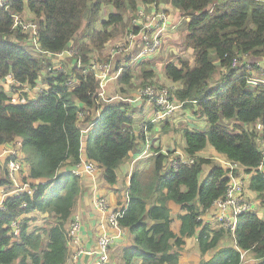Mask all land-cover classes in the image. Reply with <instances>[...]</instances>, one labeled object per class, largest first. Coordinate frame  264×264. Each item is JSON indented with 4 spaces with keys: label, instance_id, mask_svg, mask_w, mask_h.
<instances>
[{
    "label": "trees",
    "instance_id": "trees-1",
    "mask_svg": "<svg viewBox=\"0 0 264 264\" xmlns=\"http://www.w3.org/2000/svg\"><path fill=\"white\" fill-rule=\"evenodd\" d=\"M163 4L188 20L183 43L194 52L193 62L169 63L165 77L182 84L172 93L174 100L194 109L207 120L209 129L204 133L183 130L184 153L195 159L192 165L165 172L169 154L156 152L148 169L132 173L128 207L119 221L131 239L112 264H179L182 247L195 235L202 255L219 248L230 233L213 229L200 218L225 197L230 179L226 168L198 156L208 146L239 165L250 177V192L262 198L264 174L258 167L264 151V86L252 87L245 77L252 72L246 68L247 60L255 61L252 67L264 61V0H12L10 7L12 14L37 18L39 47L51 56L65 51L87 20L77 48L87 66L90 55L108 46L139 5L160 8ZM104 14L106 19H101ZM13 25L12 16L0 8V78L10 74L16 84L35 88L49 57H36L14 44L12 39L21 44L28 36L13 30ZM66 71L46 77L49 91L39 94L35 102L13 103L0 87V145L15 147L21 139L19 149L26 158L21 154L24 170L20 183L34 189L31 196H11L4 201L0 264L68 263L70 225L86 184L64 168L80 163L82 137L87 160L99 167L102 180L111 187L117 184L118 168L136 149L134 105L123 100L104 103L97 98L99 88L93 74L84 75L71 67ZM257 71L264 79V70L257 66ZM133 74V69L125 70L117 82L129 85ZM154 77L151 64H142V87L155 85ZM73 78L80 84L69 89ZM79 106L100 115L86 138L79 124V114L85 109ZM94 117L87 116L85 124ZM260 123L262 132L256 129ZM4 160L0 163V189L12 185L11 157ZM24 163L29 165L28 174ZM205 167H209L206 177ZM169 203L186 212L179 217L178 234L172 230ZM37 212L47 216L42 225L32 217ZM13 223L19 224L18 235L11 228ZM234 235L236 248L226 247L203 264H241L243 253H252L259 261L256 264H264V221L259 215L240 216Z\"/></svg>",
    "mask_w": 264,
    "mask_h": 264
},
{
    "label": "built area",
    "instance_id": "built-area-1",
    "mask_svg": "<svg viewBox=\"0 0 264 264\" xmlns=\"http://www.w3.org/2000/svg\"><path fill=\"white\" fill-rule=\"evenodd\" d=\"M12 5V0H0V8L4 9L9 15L12 16L14 20L13 30H20L23 34L27 35L28 40L32 45L33 55L36 57L48 56L56 60L54 66L46 67L49 77H56L60 74H67L68 68L65 67L63 61L65 58H71L73 60L72 68L80 70L84 75L93 74L98 83L97 98L102 100L104 103H111L117 100H123L130 104H136L139 101H146L155 107V117L150 122V124H155L163 119L171 117L178 109L175 106L174 97L172 95L173 91L165 86H155L147 85L142 87L138 92V96L132 99H122L119 96L108 97V86L110 82L117 79L121 73L127 69H133L137 65L151 57L157 55L165 45L166 34L174 31L176 26H172L168 23L169 16L166 11H161L157 13H149L146 8L139 7L136 12L132 15L131 25L132 29L127 32L125 38L122 41H118L110 50L111 59L120 58L122 55H129L132 50L140 45V50L137 52L136 56L130 57V63L125 59L121 63L119 69H116L111 62L99 61L96 59H89V64L87 66L83 63V57L79 56L78 52H74L72 44L63 51L62 53L56 54L54 56L47 55L39 47V23L38 20L28 19L23 14H12L10 9ZM153 6V5H148ZM146 7V6H145ZM180 24V22L178 23ZM177 24V25H178ZM29 52V51H28ZM32 54V53H31ZM74 54V55H73ZM250 66L251 68H249ZM259 66V64H257ZM71 68V69H72ZM248 70L252 69V64L248 63L246 65ZM254 71L250 72L248 76L245 77L250 85L254 86H264V79L258 80L253 75ZM262 75V73H261ZM41 83V78L35 88H30L29 86H21L16 84L12 75L6 76L4 79L0 78V87H2L9 96L13 103L26 104L27 94L30 91H38L39 84ZM80 84V81L73 78L69 81V89H73ZM20 89H22L20 91ZM49 90H40V93L48 92ZM23 94V97H20ZM83 113V114H81ZM79 114L80 121L84 120L86 116L91 115V111L85 108ZM99 114V112H98ZM100 117V116H99ZM97 122H93L88 128L81 129L82 136L90 131V127H94ZM149 124H145L141 129V136L147 137ZM256 129L260 132L263 131V125L260 123L256 125ZM81 136V137H82ZM83 140V137H82ZM20 145H15L9 150H5L4 156H10L11 160L8 164L9 178L12 185L1 188L0 194V210H4V201L11 196H19L23 194L33 195L34 189L29 184H21L20 177L21 172L24 170V166L20 160L21 152L19 149ZM195 162V159L188 157L184 154L177 153L176 158L170 163V170H177L181 166H189ZM222 165L228 171V177L230 182L227 186V191L224 198L218 200L214 206L204 214L211 212L213 208H216L211 214H214L220 223V227L226 231H230L233 234L236 230L237 220L240 216L249 213H255L259 203L264 206V193L259 201H255L247 197L248 182L247 179L242 175H235V172L241 171L239 165L232 163L230 161L222 162ZM99 167L87 160L81 158L80 163L71 167L68 172L75 176L82 177L86 175L95 181L96 175L98 173ZM258 171L264 174V151L263 159L258 167ZM94 207L102 213L101 218V230L102 234L98 240L97 251L95 253L88 252L81 248L69 259L70 264H77L79 259L86 255H96L97 261L95 264H110V250L113 246L114 237L107 233V228L110 230L118 232L121 234L122 229L120 228L119 221L124 217L126 208L112 211L109 213L110 208L108 203L104 198H95ZM202 220V217L200 218ZM15 235L19 233V224L13 223L11 226ZM82 229V220L79 215H75L71 225H70V236L71 243L74 245H79L80 243V232Z\"/></svg>",
    "mask_w": 264,
    "mask_h": 264
},
{
    "label": "crops",
    "instance_id": "crops-1",
    "mask_svg": "<svg viewBox=\"0 0 264 264\" xmlns=\"http://www.w3.org/2000/svg\"><path fill=\"white\" fill-rule=\"evenodd\" d=\"M139 7H143L146 8L147 11L149 13H157V12H161V11H166L167 9H164L162 7H157L156 5L153 6H144V5H139L137 7V9ZM170 13L169 14V22L171 23L172 26H176V29L168 34H166L165 38L168 39H172L174 38L176 40V42L180 45V50L181 53L176 56L173 57L172 54H169V56L167 58H165L164 54L167 51H163L164 47L162 48V50L155 56L151 57L150 59L146 60L145 62H142V64L144 63H148L151 64V69L154 71L155 73V79L157 78L158 80L161 79H165L166 83L161 84V81H154L155 79H153L154 83L153 84H159L165 87L167 86V88H169L170 90H172L173 92H175L177 89H180L182 87V84H174L170 81H168L165 77V67L169 64V63H174L175 65L179 66L180 61H189V62H193L194 60V52L192 50H188L186 49V47L184 46V39L186 37V35L183 38V41H179L178 38V33L180 28L183 26V23L187 24V20H185L183 17L181 18V15L175 11H173L172 9L169 8ZM132 16H130L131 19ZM180 22V24H178ZM178 24V25H177ZM123 28L125 29L124 31V35L126 36L127 32L130 31V25L127 24V26H123ZM186 31H187V27H186ZM121 40V39H120ZM118 40V41H120ZM123 40V39H122ZM118 41H115L114 39L111 40L108 44V46L100 51L99 53H97L96 56H98L100 59H98L99 61H107V62H111L112 65L116 68L119 69L121 66V63L123 62V60H127L128 63H130V59H128L129 55H131V53L129 55H122L120 58L117 59H111L110 55V50L111 48L114 46L115 43H117ZM183 47V50L181 49ZM140 50V45H137L133 50H132V54L130 57H134L136 56L137 52ZM163 51V52H162ZM95 52V51H94ZM93 52V54H94ZM192 52V53H190ZM187 54H193V58L192 60H187ZM92 55V54H91ZM91 55L89 57V59H91ZM48 60H50L49 65L50 66H54L56 64V60L53 58H48ZM64 65L66 68H72V64H73V60L71 58H65V60L63 61ZM141 65H137L136 67L133 68V78L132 81L129 85H123L118 83V79L120 78L121 75L110 82V85L108 86V97H114V96H121L123 98H127V99H132V98H136L138 96V92L142 89V86L140 88H136V84L135 82V74L139 77L140 79V74H141ZM131 69V68H130ZM127 69V70H130ZM50 75L47 72V69H45L41 75V83L39 84V89L38 91L34 90V91H30L27 94V102H34L36 100H38L40 90H47L49 88V86L47 84H45V78L49 77ZM168 85H173V86H168ZM137 89V90H136ZM9 95V93H8ZM135 95V96H134ZM175 104V106L178 107V109L176 110V112L171 115V117L166 118L161 120L160 122H157L155 124H151L149 125V131L147 134V137H142L141 133L139 131H141L142 126L145 124L150 123L154 117H155V107L146 102V101H139L136 104H132L134 106H132L135 110V119H134V132L135 135L139 138L138 142H137V146L134 152L130 153L129 156L124 160L123 164L120 165V167L117 170V176H118V181H117V186H109L107 184L104 183V181L102 180V171L99 169L98 173L96 175L97 179L100 180L101 179V186L99 187H95L92 186V178L83 175L81 177V179H85L86 181H88L87 183L85 182V194L79 199L77 207L75 209L76 211H79L77 213H74L75 215H80L81 216V220H82V229L80 232V243L79 245H74L72 243H70L69 247H70V255H69V259L78 251V248H81L83 250H86L88 252H92L95 253L97 251V246H98V240L99 237L102 234V230H101V218H102V213L99 212L95 207H94V200L97 197H101L104 198L106 200V202L109 205L110 211L109 213H111L112 211H116V210H121L128 207V203H129V198H128V191H129V186H130V179L132 176V173L135 170H144V169H148L151 163V160L155 157L156 152H161L164 155H168L169 154V162H167V166H166V170L165 172L169 171L171 169L170 167V163L172 160H174L176 158V154L177 153H181L184 154V149H185V144H184V139H183V130L184 129H189L192 131H199V132H206L209 129L208 126V122L206 119L200 118L196 115L195 110L194 109H190L189 107H186V105H183L182 103H178L174 100L173 102ZM79 108L81 109H85L84 106H79ZM85 111V110H84ZM83 114V113H81ZM84 115V114H83ZM91 117L95 116L92 121L89 124H85V119L80 121L79 118V124L82 126V129L88 128L89 125L93 122H97L98 118H99V114H93V112L91 111ZM87 117V116H86ZM184 117V118H188V121H185L182 124H177L178 121H180V119ZM147 122V123H146ZM142 123V124H140ZM140 124V126H139ZM141 127V128H140ZM255 127V125L253 126H248V129H253ZM94 127H90L89 129L92 130ZM87 136V133L85 134V138ZM15 144L20 145L21 147V139H18ZM85 145H86V139L83 138L82 140V144H81V158L84 160H87L86 155H85ZM264 144L262 143V146ZM12 148V145H0V163L4 162L5 160V156L3 155L5 150H9ZM23 159L26 158V154L25 152L23 153V150L21 152ZM198 156L204 157V159H210L212 161H214L215 163L222 165V162H227L229 160H227V158L222 155L219 154L218 152L215 151V149H213L211 146L206 147L202 152L198 153ZM88 161V160H87ZM25 164V169H26V174L29 173V165L27 163ZM1 167V165H0ZM70 166H66L64 168V170H70ZM205 177L209 172V167H205ZM239 175L244 176L247 179L248 182V186L250 183V177L245 175L244 171L241 169ZM96 180V178H95ZM117 189L118 190H122L121 191V196H125L126 199L121 200L118 193H117ZM0 194H1V190H0ZM87 194V195H86ZM86 195V196H85ZM247 197H249L252 200L255 201H259L260 202V198L258 196V194L252 193L250 192L249 188L247 189ZM89 196H92V199L89 203H86L89 200ZM86 201V202H85ZM125 203V204H124ZM124 204V205H123ZM169 207L172 210V218L174 220V224H173V232L175 234H178V231L181 227V221L179 220L180 216H183L186 214L185 211H183L179 206L173 204V203H169ZM216 208H213L211 210L210 213L208 214H204L202 216V222L205 225L210 226L213 229H217L219 230L220 227V223L218 218L214 215L211 214ZM82 210V211H81ZM255 214L259 215L260 218H264V206L261 205V203H259V206L257 207V211L255 212ZM74 215V216H75ZM45 218H47L46 215L44 216H40L37 215V221L39 220L41 222V225L44 223ZM74 218V217H73ZM200 231V230H199ZM229 235L224 236V238L222 239L221 243L219 244V248L216 249L215 251H210L208 253H206L205 255H202L199 245H198V240H197V235L188 238L186 240V243L184 245V247H182V250L180 252V262L179 264H203L205 262L211 261L214 256L220 252V250L226 248V247H232V248H236V243H235V235L230 232L227 231ZM107 233L114 237V242H113V246L111 247L110 250V264H112L111 261L116 260L117 258V253L119 252V250L121 248H124L126 245H128V242L131 239L130 234L126 231V230H122L121 234H118V232L110 230L109 227L107 228ZM247 257H250V262L249 264L253 263L256 264V262H259L257 260H255L253 258L252 253H243L242 254V263L241 264H245V262L247 260H245ZM68 259V263L70 264ZM84 259H85V255L82 256L78 262V264H84ZM97 261V257L96 255H90V258L87 262V264H95Z\"/></svg>",
    "mask_w": 264,
    "mask_h": 264
},
{
    "label": "rangeland",
    "instance_id": "rangeland-1",
    "mask_svg": "<svg viewBox=\"0 0 264 264\" xmlns=\"http://www.w3.org/2000/svg\"><path fill=\"white\" fill-rule=\"evenodd\" d=\"M166 6L167 5H165V4H163L162 5V8H164V9H166ZM168 10V9H167ZM23 15L25 16V17H27L28 19H33L34 21L35 20H37V18L35 17V16H33L32 14H25V13H23ZM128 15V14H127ZM106 14H104L103 15V17L101 16V19H106ZM131 19H130V17H126V20L124 21V24H125V26H127V24H129V25H131ZM187 22H188V20H187ZM168 23H169V20H168ZM86 26H87V20H85V24H84V26H83V29L80 31V33L79 34H77L75 37H74V39H73V41L71 42V44H72V46H73V51L75 52H78V42H80V40H81V38H82V36H83V33H84V30H85V28H86ZM99 25L97 26V30L99 29ZM186 27H187V24H185V23H183V26L180 28V30H179V33H178V38H179V41H183V38H184V36L187 34V31H186ZM130 29H132V27H130ZM124 31H125V29L123 28V26L121 25V26H119L118 27V32L116 33V35H115V37L113 38L115 41H118V40H120V41H122V39H124L125 38V33H124ZM112 39V40H113ZM119 41V42H120ZM12 42L14 43V44H17L18 46H21V47H23V48H25L27 51H29L30 53H32L33 54V50H32V45H31V43L28 41V40H25L23 43H18V42H16L15 40H13L12 39ZM182 50H183V47L181 48ZM104 50V49H103ZM163 51H167L165 54H164V56H165V58H167L168 56H169V54H172V56L173 57H176V56H178L180 53H181V50H180V45L176 42V40L174 39V38H172V39H168V40H166V42H165V45H164V49H163ZM162 51V52H163ZM97 53H99V51H95L94 52V54H92L91 55V59H96V60H98V59H100L98 56H96L97 55ZM190 53H192V52H190ZM74 55V54H73ZM192 58H193V54H187V57H186V59L187 60H192ZM247 63H250V64H254L255 63V61L254 60H247L246 61ZM142 63H140L139 65H141ZM257 64H259V66H260V69L261 70H264V61H260V63H256V65ZM254 66V67H252V71H254V73H253V75H254V77L255 78H257L258 80H261V79H263V77H262V75L257 71V66ZM240 66V65H239ZM249 68H251L250 66H248ZM238 68V67H237ZM154 81H161L162 83L161 84H163V83H166V80L165 79H161V80H158L157 78L154 80ZM134 83H137L136 84V88L138 89V88H140L141 86H143V83H142V80L141 79H139V77L135 74V82ZM166 85V84H165ZM164 85V86H165ZM155 86V85H154ZM156 86H161V85H159V84H156ZM168 86H173V85H168ZM167 87V86H166ZM252 87H256V86H254V85H252ZM136 89V90H137ZM135 96V95H134ZM35 102V101H34ZM135 117V116H134ZM135 119V118H134ZM185 121H188V118L186 117V118H184V117H182L181 119H180V121H178L177 122V124H182V123H184ZM147 123V122H146ZM140 124H142V123H140ZM140 124H139V126H140ZM149 125H151L150 123H148ZM144 126V125H143ZM142 126V127H143ZM141 128V127H140ZM149 130V129H148ZM140 133H141V131H139ZM28 151H31L30 150V148H28L27 149ZM36 158H38V159H42V157H41V155L40 154H36ZM202 158H204V157H202ZM83 182L85 183H87L88 181H86L85 179L83 180ZM92 186H97V187H99L100 188V186H101V184L100 183H102L101 182V179L100 180H98L97 179V177H96V180L95 181H93L92 180ZM118 184H116V186H117ZM121 189L120 190H118L117 189V193H118V195H119V197H120V199L121 200H123L124 201V199H126L125 198V196L123 195V196H121ZM87 195V194H86ZM85 195V196H86ZM97 198H101V197H97ZM91 199H92V196H89V200L86 202V203H89L90 201H91ZM125 204V203H124ZM123 204V205H124ZM82 211V210H81ZM77 212H79V211H76L75 213H77ZM37 215H40V216H44V215H41V214H39L38 212H37ZM37 215H36V213H32V217L33 218H37ZM263 219V221H264V218H262ZM70 223V222H69ZM250 257H247L245 260H247L246 262H245V264H249V262H250ZM251 264H253V263H251Z\"/></svg>",
    "mask_w": 264,
    "mask_h": 264
},
{
    "label": "water",
    "instance_id": "water-1",
    "mask_svg": "<svg viewBox=\"0 0 264 264\" xmlns=\"http://www.w3.org/2000/svg\"><path fill=\"white\" fill-rule=\"evenodd\" d=\"M89 258H90V254H86L84 259V264H87Z\"/></svg>",
    "mask_w": 264,
    "mask_h": 264
}]
</instances>
